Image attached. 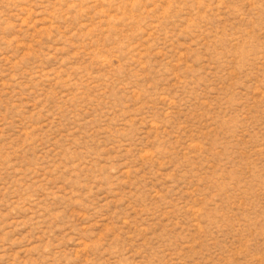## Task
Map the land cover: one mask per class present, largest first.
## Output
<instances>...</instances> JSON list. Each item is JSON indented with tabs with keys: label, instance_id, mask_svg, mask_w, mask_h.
Listing matches in <instances>:
<instances>
[{
	"label": "rangeland",
	"instance_id": "374dc122",
	"mask_svg": "<svg viewBox=\"0 0 264 264\" xmlns=\"http://www.w3.org/2000/svg\"><path fill=\"white\" fill-rule=\"evenodd\" d=\"M0 264H264V0H0Z\"/></svg>",
	"mask_w": 264,
	"mask_h": 264
}]
</instances>
